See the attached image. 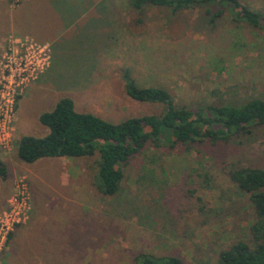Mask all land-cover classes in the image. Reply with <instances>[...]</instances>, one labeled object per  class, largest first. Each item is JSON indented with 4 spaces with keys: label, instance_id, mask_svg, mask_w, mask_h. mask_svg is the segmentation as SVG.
<instances>
[{
    "label": "rangeland",
    "instance_id": "374dc122",
    "mask_svg": "<svg viewBox=\"0 0 264 264\" xmlns=\"http://www.w3.org/2000/svg\"><path fill=\"white\" fill-rule=\"evenodd\" d=\"M20 1L7 0V6L15 10ZM239 1L264 15V0ZM10 15L0 0V36L7 32ZM126 16L130 22L137 18L136 33L135 38L125 39L122 28L115 71L108 64L93 71L97 61L90 62L77 43L61 41L55 66L19 101L15 125L32 137H41L44 131L46 135L48 129L37 116L49 112L53 100L63 97L71 98L78 112L113 124L160 115L161 105L126 95L121 79L125 69L139 86L167 90L177 107L264 100V28L233 22L227 15L209 25L201 8L171 15L164 8L146 7L142 14L131 10ZM73 31L74 41L89 43L96 38L87 24H75ZM9 38L4 39L1 54ZM18 38L31 37H12ZM13 137L9 147L0 151L12 150ZM98 161V152L92 157L44 158L29 166L33 176L28 182L26 176L17 178L8 203L23 181L29 210L11 234L28 221L30 203L33 221L26 240L16 243L23 256L9 264H35L28 250L31 234L45 253L52 246L46 254L49 264L55 259L67 264H135L140 254L175 255L184 264H217L220 252L234 242L251 240L255 215L249 196L230 181L228 171L231 167L264 169V125L229 143L147 146L122 165L120 190L111 197L96 188ZM50 207L54 210H47ZM5 210H10L9 204L0 220ZM39 223L56 225L55 234L43 226L36 229ZM0 260L2 264V255Z\"/></svg>",
    "mask_w": 264,
    "mask_h": 264
},
{
    "label": "trees",
    "instance_id": "16d2710c",
    "mask_svg": "<svg viewBox=\"0 0 264 264\" xmlns=\"http://www.w3.org/2000/svg\"><path fill=\"white\" fill-rule=\"evenodd\" d=\"M142 14L146 7L167 9L171 15L201 8L214 25L224 15L233 22L255 29L264 28V15L251 10L239 0H129ZM121 79L126 95L137 102L162 106L160 115L131 117L113 124L92 114L78 112L71 98L60 99L54 108L39 116L48 129L43 137L25 136L19 141L17 154L25 163L42 158H82L99 153L96 188L114 196L123 180L122 165L147 146L155 149L175 145L191 147L196 143H229L264 125V100L252 98L240 104H206L194 109L174 105L170 93L161 87H141L124 70ZM229 179L249 196L255 220L250 226L251 240L236 241L220 252L217 264H264V169L231 167ZM7 178V168L0 158V179ZM135 264H184L175 256L157 257L140 254Z\"/></svg>",
    "mask_w": 264,
    "mask_h": 264
},
{
    "label": "crops",
    "instance_id": "0c3cea01",
    "mask_svg": "<svg viewBox=\"0 0 264 264\" xmlns=\"http://www.w3.org/2000/svg\"><path fill=\"white\" fill-rule=\"evenodd\" d=\"M2 2L3 6L6 4V9L11 12V15L7 20V32L0 36V55L4 39L8 37L12 38L29 36L37 42L48 43L50 48H52L51 63L49 68L44 73H42L36 81L22 90V93L18 97L16 114L19 108V101H21L23 95L28 91H31L32 86L36 83H39L40 77L45 75L55 66V56L57 55L58 44L61 41H67V43H77L76 46L82 50L84 56L88 57L90 62L91 60L97 61L99 64L93 71H97L98 67L102 64H108L111 66V71L113 72L115 71V66L119 64L117 57L120 56L122 49V28H124L123 35L125 39H131V37L135 38V25L137 24V18H134L132 23L128 21L126 14H128V12L131 10L137 14V11H135L130 6L129 0H21L20 3L15 7V10L8 8L7 0H2ZM22 10H24L23 13H21ZM75 24L89 25L90 30L96 35V38L91 40L89 43H84L82 40H80L81 43L80 41L72 40L70 38V34H75L73 31ZM132 26L133 29L131 30ZM123 48L126 49V43L124 44ZM63 53L65 54L64 51ZM59 66L65 67L66 65L61 63ZM119 70L120 67H117V71ZM67 89L69 88H66V90ZM64 93L66 95L65 90ZM59 100H53V104L51 106L52 108H50L49 111L54 108ZM21 103L22 102H20V104ZM39 116H37L38 122ZM13 134L14 144L12 150L3 152L0 151V158L7 168V178L5 180L0 179V214L8 207V200L11 197L10 195L13 192L14 184L17 178L20 176H26L28 182V178L33 176V172L29 166L35 162L25 163L19 159L17 154V148L20 139L25 136H31V134H29L28 130L16 126L15 123ZM43 136H45V131L41 137ZM62 158L64 157H61L60 159ZM40 160L36 162H39ZM62 175L64 179L65 176L64 174ZM31 207L32 205L30 203V214L28 221L23 225H19L11 234L8 247L2 254V264H9L14 258H18V261H20V254L23 256L24 252L18 253L16 249L17 245H20L24 238L26 240L27 234L31 233L29 229L33 221ZM47 210L53 211L54 207H50V209ZM47 225L48 223H44V225L39 223L36 229H39L43 226L44 231L48 229L55 234L54 228H56V225ZM54 237L56 240V236ZM52 238H50L51 244H55L59 248L57 242H55ZM29 239H31V243L28 250L30 255H34V258L36 259L34 263L49 264L46 254H50V249L53 251L52 246H50V248L47 249L45 253L42 243L37 241L34 234H31ZM52 253L54 254V252ZM54 264L67 263L66 260L61 261L60 259L59 261H56L55 259Z\"/></svg>",
    "mask_w": 264,
    "mask_h": 264
},
{
    "label": "built area",
    "instance_id": "2783aa9c",
    "mask_svg": "<svg viewBox=\"0 0 264 264\" xmlns=\"http://www.w3.org/2000/svg\"><path fill=\"white\" fill-rule=\"evenodd\" d=\"M51 48L31 38L8 39L0 59V149H7L14 131L16 104L22 90L49 68ZM9 202L0 220V258L7 249L13 227L25 219L29 210V197L25 183ZM12 208V209H11ZM27 210V212H26ZM1 264V260H0Z\"/></svg>",
    "mask_w": 264,
    "mask_h": 264
}]
</instances>
